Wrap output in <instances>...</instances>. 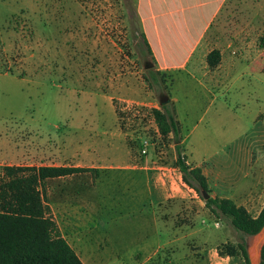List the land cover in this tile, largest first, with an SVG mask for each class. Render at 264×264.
<instances>
[{
	"label": "rangeland",
	"instance_id": "374dc122",
	"mask_svg": "<svg viewBox=\"0 0 264 264\" xmlns=\"http://www.w3.org/2000/svg\"><path fill=\"white\" fill-rule=\"evenodd\" d=\"M151 1L156 13L177 8L145 33L138 0H0V176L3 165L91 168L40 187L83 264H214L205 233H220L218 246L238 240L180 181L172 134L152 114L160 99L191 166L264 142V0ZM139 168L164 171L184 205L151 206ZM257 236H242L252 264Z\"/></svg>",
	"mask_w": 264,
	"mask_h": 264
},
{
	"label": "trees",
	"instance_id": "16d2710c",
	"mask_svg": "<svg viewBox=\"0 0 264 264\" xmlns=\"http://www.w3.org/2000/svg\"><path fill=\"white\" fill-rule=\"evenodd\" d=\"M142 36V43L150 48ZM218 60V51L212 49L206 54L211 67ZM149 72V71H148ZM157 72H149L155 80ZM154 122L159 134L171 133L174 142L175 166L181 181L200 197L201 190L209 192L206 179L198 166L185 162L181 154L179 128L173 113L164 104L152 108ZM0 176V264H83L72 247L59 233L44 203L40 191L42 182L48 178L78 173L91 168L82 166L54 165H3ZM203 199V198H202ZM204 206L216 217L223 218L238 234L234 245H217V254L239 256L243 264H249L243 235L256 234L264 224V205L258 214L251 217L240 205L230 199L208 196ZM264 264V240L260 246L259 262Z\"/></svg>",
	"mask_w": 264,
	"mask_h": 264
},
{
	"label": "crops",
	"instance_id": "0c3cea01",
	"mask_svg": "<svg viewBox=\"0 0 264 264\" xmlns=\"http://www.w3.org/2000/svg\"><path fill=\"white\" fill-rule=\"evenodd\" d=\"M171 1H175V0H171ZM205 2L212 3L213 0H205ZM153 5L154 4L151 0H138L137 8H138V16L140 17L142 32L146 33V32H152L153 29L156 30V24H161V20H166V21L168 20L167 19L168 10H170V8L173 7L177 8V5L167 6L165 7L166 9L159 7L157 9L158 12L156 13L153 12L152 10ZM178 8H183V7L178 6ZM215 8L216 9L218 8L216 2H215ZM206 29L204 27L201 31H206ZM193 40L194 39L191 38V41ZM161 42H163V46H164L166 39L164 41L161 40ZM260 146L261 148H258L256 153H253L254 151H251L250 149L245 150L243 148V154L237 156H231L232 158H230V160L228 161L219 158H214L212 160L211 158H208L206 156L203 158H198L196 160H193L194 166H198L200 168L201 173L204 175L206 179L207 187L209 189L208 196L230 199L235 205L242 206L251 217L256 216L259 210L264 205V142L260 144ZM8 155L9 154H6L2 157H6ZM57 158L59 157H56L55 155L54 159L56 160ZM87 160L90 161L88 157ZM71 161L74 160L71 159ZM40 165L64 166V164L51 162V161L46 163H40ZM28 166H32V165H28ZM34 166L37 167L39 165L34 164ZM70 166H78V164L73 163L70 164ZM139 171H142L146 179L150 181L152 184V189L151 190L149 189L148 192L150 196L149 204H151V206L152 204L156 207L161 206L162 209L168 211V210H173L176 207V205H178V202L184 205L183 202L181 201L182 199H185V195H183V193L179 191L180 190L179 187L176 188L174 184L168 182L166 178L167 175L164 173V171H158L153 169H146V170L140 169ZM59 177H63V176H59ZM179 178L181 181L180 176ZM176 199L178 200V202L176 201ZM64 201H65L64 199H61V202ZM44 203L50 209L51 205L47 201H44ZM155 223L156 225L158 224L155 230L158 233V235L159 233H163L165 234V237H167V231L166 230L165 232L160 231L158 228L159 223H157V221ZM55 225L58 228L56 223ZM59 233L63 237L60 230ZM203 237L205 242L210 241L203 245L204 247L208 246V255L211 257L212 260L214 259V264H218V262H220V264H236L232 262L233 257H235L236 259H240L242 261V259L239 256L222 257L217 254L216 246L217 243H219V240L217 241V239L220 237V233L217 232L216 234H212L211 232H208L205 233ZM260 244L261 241L255 248L256 251L255 264H258L259 262ZM157 247L155 248L157 249ZM248 247L249 246L245 247L246 252Z\"/></svg>",
	"mask_w": 264,
	"mask_h": 264
},
{
	"label": "water",
	"instance_id": "95a60500",
	"mask_svg": "<svg viewBox=\"0 0 264 264\" xmlns=\"http://www.w3.org/2000/svg\"><path fill=\"white\" fill-rule=\"evenodd\" d=\"M167 100H168V97H165L163 100L160 99L159 104H162V103L166 102ZM201 195H202L203 199H206L208 197V193H206L204 190H201ZM257 233H258L257 238H261V244H262V242L264 240V224L262 225V227L260 228V230ZM261 244H260V246H261ZM246 254H247L248 262H250V264H252L254 249H252V247H251V249L248 247Z\"/></svg>",
	"mask_w": 264,
	"mask_h": 264
},
{
	"label": "built area",
	"instance_id": "2783aa9c",
	"mask_svg": "<svg viewBox=\"0 0 264 264\" xmlns=\"http://www.w3.org/2000/svg\"><path fill=\"white\" fill-rule=\"evenodd\" d=\"M142 151H144V150L142 149Z\"/></svg>",
	"mask_w": 264,
	"mask_h": 264
}]
</instances>
